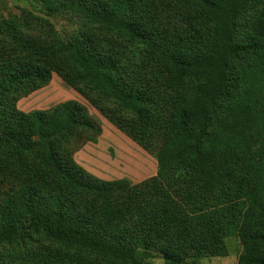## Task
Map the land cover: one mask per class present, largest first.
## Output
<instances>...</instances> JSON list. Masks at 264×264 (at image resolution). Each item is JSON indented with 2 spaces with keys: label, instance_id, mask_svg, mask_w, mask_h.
Returning <instances> with one entry per match:
<instances>
[{
  "label": "trees",
  "instance_id": "1",
  "mask_svg": "<svg viewBox=\"0 0 264 264\" xmlns=\"http://www.w3.org/2000/svg\"><path fill=\"white\" fill-rule=\"evenodd\" d=\"M0 17V264H264V0H38ZM65 19L79 32L59 36ZM56 74L156 162L138 183L73 158L98 119L18 98Z\"/></svg>",
  "mask_w": 264,
  "mask_h": 264
},
{
  "label": "rangeland",
  "instance_id": "2",
  "mask_svg": "<svg viewBox=\"0 0 264 264\" xmlns=\"http://www.w3.org/2000/svg\"><path fill=\"white\" fill-rule=\"evenodd\" d=\"M44 6L38 0H0V17L21 21L25 15L44 16ZM56 33L61 37L77 34L79 29L65 19H51ZM65 100H76L85 105L89 113L100 124L96 142L84 144L73 158L90 174L103 180L126 178L138 183L156 173V162L145 150L131 141L125 134L102 118L76 91L65 87L56 74H52L47 85L33 90L17 99L18 110H44ZM228 254L224 257L205 258L199 264H236L240 245L235 237L225 240ZM3 248L0 245V249ZM151 264H163L161 257L154 256Z\"/></svg>",
  "mask_w": 264,
  "mask_h": 264
}]
</instances>
